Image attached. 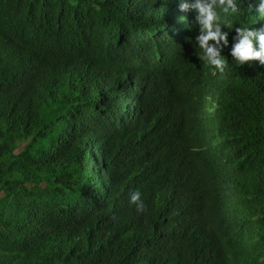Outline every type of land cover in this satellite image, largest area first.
Listing matches in <instances>:
<instances>
[{"label": "trees", "instance_id": "1", "mask_svg": "<svg viewBox=\"0 0 264 264\" xmlns=\"http://www.w3.org/2000/svg\"><path fill=\"white\" fill-rule=\"evenodd\" d=\"M179 3L0 0V264H264V64ZM124 67L139 118L99 111Z\"/></svg>", "mask_w": 264, "mask_h": 264}, {"label": "clouds", "instance_id": "2", "mask_svg": "<svg viewBox=\"0 0 264 264\" xmlns=\"http://www.w3.org/2000/svg\"><path fill=\"white\" fill-rule=\"evenodd\" d=\"M179 8L183 11L195 10V20L198 23V31L195 34V47L197 55L206 65L212 66L216 71L224 74L228 66L222 50L230 46L229 52L232 60L238 64H244L253 58H258L259 63L264 64V24L255 21V27L248 23L233 24V19L240 16V0H180ZM257 16L264 17V0H258L256 5ZM186 19V17H182ZM227 26L229 30L235 29L229 40V31L222 30ZM129 81L126 84V92L118 95L106 96L99 102L100 113L103 115L121 114L124 116L141 115L144 108H127L128 104L145 89L146 82H140L128 74L124 67L121 71ZM169 101L165 104H172ZM150 112L151 107H149ZM129 203L134 204L137 211L144 210V201L139 189L134 190Z\"/></svg>", "mask_w": 264, "mask_h": 264}]
</instances>
